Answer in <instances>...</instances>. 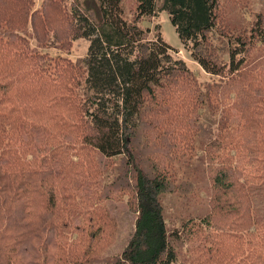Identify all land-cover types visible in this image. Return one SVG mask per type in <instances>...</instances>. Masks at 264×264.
<instances>
[{
	"label": "trees",
	"instance_id": "trees-1",
	"mask_svg": "<svg viewBox=\"0 0 264 264\" xmlns=\"http://www.w3.org/2000/svg\"><path fill=\"white\" fill-rule=\"evenodd\" d=\"M0 3V207L12 206L15 228L47 236L21 250L20 262L26 251L52 246L59 253L50 264H188L186 253H196L197 264H264V224L253 220L249 197L251 175L264 163V61H250L255 45L264 54L261 19L249 37H232L229 26L218 30V0ZM157 13L218 80L199 84L159 25L146 37L141 24ZM77 38L89 41L82 59L41 52ZM206 106L222 117L218 140L205 146L218 161L213 212L168 233L160 197L171 192V169L157 160L146 169L136 147L182 161L206 132ZM115 158L131 184L117 174L121 164L109 167ZM124 195L134 229L120 255L105 258L115 226L101 207ZM220 240L231 241L229 249Z\"/></svg>",
	"mask_w": 264,
	"mask_h": 264
},
{
	"label": "rangeland",
	"instance_id": "rangeland-1",
	"mask_svg": "<svg viewBox=\"0 0 264 264\" xmlns=\"http://www.w3.org/2000/svg\"><path fill=\"white\" fill-rule=\"evenodd\" d=\"M34 1V8H39L42 0ZM218 3V30L223 26H229L231 29L229 35H232V37L239 35L249 37L255 21L258 19H261L264 24V0H218ZM1 7L2 4L0 3ZM146 21L141 24V26L150 29V33L146 37L148 39L154 38V29L159 25L163 39L176 51L174 57L187 63L188 68L194 73L199 84L205 86L218 80V78L206 74L192 61L189 53L180 43L166 13H157L154 17H147ZM10 25L12 26V23ZM12 27L7 26L11 30L8 32H14ZM31 44L34 45V42L31 41ZM88 46L89 41L77 38L69 43V46L63 47L64 49L42 48L41 52L47 53L51 57L61 56L74 62L87 55ZM255 48H263L257 44L252 49L250 61L256 63L255 67H257V63L260 64V62L264 61V54L254 51ZM262 82L264 83V76L262 77ZM214 108L206 106L203 110L201 123L206 132L197 137V148L194 153L186 156L182 161L169 162L165 160L166 156L162 155L158 148L154 151L153 146H146L145 143L136 147L137 161L142 166H145L146 169L150 168L153 160L162 163V167L171 169L172 176L170 175L169 186L171 187V192L160 197L168 233L175 230L180 231L181 223L187 221V219H197L199 221L204 219L206 221V217L213 212L211 200L213 193L212 178L216 168H218V161L215 160V157L213 160H209V153H207L205 146L218 140V134L220 133L222 117L218 110ZM120 164L117 174L121 173V177H124L122 179L131 184V174L129 168L124 165V160L120 158L112 159L109 167L118 169ZM259 168V172L251 175L255 177V180L251 179L249 184V197L253 220L259 224H264V163ZM128 199L129 196L127 195H124L121 200L109 199L101 207L114 220L115 226L112 240L101 252L102 257L119 256L133 232L135 215L128 209L126 204ZM12 211L13 208L10 204L0 207L1 264H50L55 262L59 251L52 246L47 247L51 248L48 252L45 249L40 250V252L36 249L28 250L25 252L28 256L27 259L22 258V261L25 262H20L19 254L21 250L37 247L38 242L46 239L47 236L42 235V238L36 239L34 233L36 229L30 227L15 228L16 222L13 223ZM208 229L209 227L206 226L205 231L208 232ZM18 231H20V234ZM220 242L223 249H229L232 244L231 241L226 240H220ZM197 256L196 253H186L185 259L189 261L188 264H197ZM43 259L45 260L44 263H42Z\"/></svg>",
	"mask_w": 264,
	"mask_h": 264
}]
</instances>
